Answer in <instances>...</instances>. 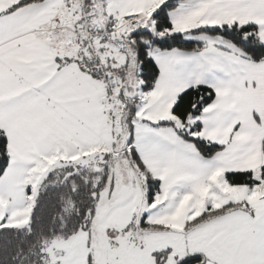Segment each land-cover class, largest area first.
<instances>
[{
	"label": "snow or ice",
	"instance_id": "6c2138e0",
	"mask_svg": "<svg viewBox=\"0 0 264 264\" xmlns=\"http://www.w3.org/2000/svg\"><path fill=\"white\" fill-rule=\"evenodd\" d=\"M0 264H264V0H0Z\"/></svg>",
	"mask_w": 264,
	"mask_h": 264
}]
</instances>
